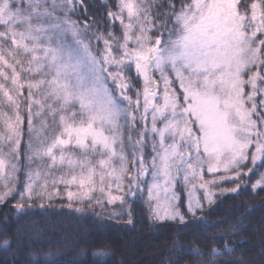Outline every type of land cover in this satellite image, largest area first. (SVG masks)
<instances>
[{"label":"snow or ice","instance_id":"6c2138e0","mask_svg":"<svg viewBox=\"0 0 264 264\" xmlns=\"http://www.w3.org/2000/svg\"><path fill=\"white\" fill-rule=\"evenodd\" d=\"M244 193L264 195V0H0L11 264H39L35 214L59 204L134 225L137 203L180 226L160 264H264V249L234 259L239 222L179 242L184 228L221 223L205 213L219 197ZM90 243L93 264H107ZM44 264L73 262L48 253Z\"/></svg>","mask_w":264,"mask_h":264},{"label":"trees","instance_id":"16d2710c","mask_svg":"<svg viewBox=\"0 0 264 264\" xmlns=\"http://www.w3.org/2000/svg\"><path fill=\"white\" fill-rule=\"evenodd\" d=\"M262 201L264 195L254 196L247 193L235 198H229L227 195L219 197L218 204L206 208L205 213L208 214L206 218L209 223H221L216 228H207L206 232L196 226L184 228L179 232L180 244L187 248L193 236H213L228 224L239 222V228L235 230L236 236L233 238V244L237 246L234 259L240 258L241 254H244V258H258L264 249V231L260 224V221L264 220ZM137 204L139 206L135 205L133 212L134 225H127L124 221H112L107 216L96 219L95 214L80 216L66 211L60 212L59 204L54 205L56 211L27 218L29 226L40 232L35 246L39 264H44L48 253H52L53 257L58 255L64 261H72L73 264H93L92 257L88 254V250L93 247L90 243L93 239L102 241L110 251L111 257L107 259V264H160V260L166 258L162 254L167 253L176 242L177 229L180 226L171 221H153L148 216L146 206L143 203ZM95 211L99 213L102 210L97 208ZM3 216L0 212V220ZM15 227V224H11L9 232ZM148 241L152 243L150 246L144 244ZM129 243L137 244L133 245L134 252L124 250V246ZM145 255L149 258L143 257ZM0 261L3 264H11V260L6 258L2 251Z\"/></svg>","mask_w":264,"mask_h":264},{"label":"rangeland","instance_id":"374dc122","mask_svg":"<svg viewBox=\"0 0 264 264\" xmlns=\"http://www.w3.org/2000/svg\"><path fill=\"white\" fill-rule=\"evenodd\" d=\"M136 205H138L139 206V204H136ZM145 245H147V246H150L152 243H151V241H148V242H146V243H144ZM136 246L137 244L135 243V244H133L132 243V245H131V243H129L127 246H124L123 248H124V250L125 251H127L128 250V252H134L135 251V249L133 248L134 246ZM133 249H134V251H133ZM148 250H151V249H148ZM143 257H148V256H143ZM149 258V257H148Z\"/></svg>","mask_w":264,"mask_h":264}]
</instances>
